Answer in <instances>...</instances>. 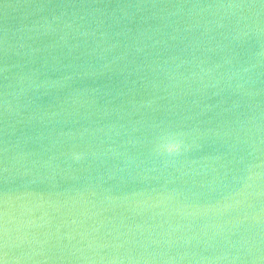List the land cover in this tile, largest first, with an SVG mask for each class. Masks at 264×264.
<instances>
[{
	"label": "water",
	"instance_id": "95a60500",
	"mask_svg": "<svg viewBox=\"0 0 264 264\" xmlns=\"http://www.w3.org/2000/svg\"><path fill=\"white\" fill-rule=\"evenodd\" d=\"M5 262L264 264V0H0Z\"/></svg>",
	"mask_w": 264,
	"mask_h": 264
},
{
	"label": "clouds",
	"instance_id": "9594fccd",
	"mask_svg": "<svg viewBox=\"0 0 264 264\" xmlns=\"http://www.w3.org/2000/svg\"><path fill=\"white\" fill-rule=\"evenodd\" d=\"M187 150L188 145H186L182 137H180L168 140L164 144L160 154L171 160L179 157ZM5 264H7V262H5Z\"/></svg>",
	"mask_w": 264,
	"mask_h": 264
}]
</instances>
